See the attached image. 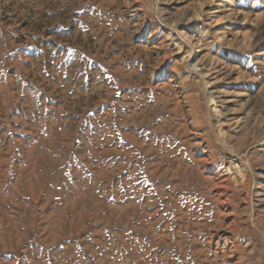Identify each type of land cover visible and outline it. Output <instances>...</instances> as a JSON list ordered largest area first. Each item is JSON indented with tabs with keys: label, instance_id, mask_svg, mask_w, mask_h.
<instances>
[{
	"label": "rangeland",
	"instance_id": "rangeland-1",
	"mask_svg": "<svg viewBox=\"0 0 264 264\" xmlns=\"http://www.w3.org/2000/svg\"><path fill=\"white\" fill-rule=\"evenodd\" d=\"M0 264H264V0H0Z\"/></svg>",
	"mask_w": 264,
	"mask_h": 264
},
{
	"label": "crops",
	"instance_id": "crops-1",
	"mask_svg": "<svg viewBox=\"0 0 264 264\" xmlns=\"http://www.w3.org/2000/svg\"><path fill=\"white\" fill-rule=\"evenodd\" d=\"M251 246V245H250ZM258 249V244L252 247V250H257Z\"/></svg>",
	"mask_w": 264,
	"mask_h": 264
}]
</instances>
